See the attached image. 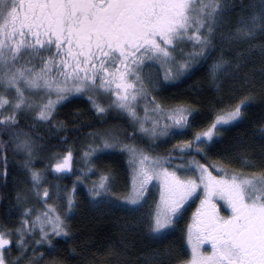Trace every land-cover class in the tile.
Returning <instances> with one entry per match:
<instances>
[{"label": "snow or ice", "instance_id": "6c2138e0", "mask_svg": "<svg viewBox=\"0 0 264 264\" xmlns=\"http://www.w3.org/2000/svg\"><path fill=\"white\" fill-rule=\"evenodd\" d=\"M258 37H264V0H0V134L9 138L0 139V177L8 175L10 148L26 155L23 167L31 185L15 197L18 226L0 225V264H44L45 254L39 251L44 247L53 257L47 264H64L55 256L60 243L56 238H72L66 217L75 207V188L63 195L56 185L51 194L43 187L49 171L70 170L72 149L54 153V165L36 170L33 164L43 151L39 141L44 137L33 125L24 131L22 117L60 133L66 125L56 121L58 108L86 96L99 119L115 112L152 140L186 135L199 110L191 105L162 107L152 91L160 83L195 75L205 65L217 91L226 79L245 80L250 86L251 79L240 74L254 48L264 56V44H252ZM153 67L163 68L162 79L153 77ZM254 99L250 93L217 113L206 130L178 141L167 156L126 143L125 135L137 133L113 127L89 134L92 143L83 159L91 171L99 152L127 154L133 195L119 204L132 212L141 206L148 186L158 182L159 202L147 219V235L154 243H162L189 200L203 194L187 233L191 259L180 264H264V153L258 173L230 172L217 168L215 161L197 159H208L204 146L215 142L220 128L243 121L244 109ZM259 140L264 142V126ZM239 159L244 167L257 168L247 153ZM108 180L102 176L89 190L94 201L108 192ZM28 192L43 210L28 206ZM53 197L64 200L63 215L48 203ZM217 198L226 203L230 216L220 215ZM205 243L211 245L210 252L202 251ZM13 248L18 255H12ZM175 259L164 248L145 256L143 264H171Z\"/></svg>", "mask_w": 264, "mask_h": 264}, {"label": "trees", "instance_id": "16d2710c", "mask_svg": "<svg viewBox=\"0 0 264 264\" xmlns=\"http://www.w3.org/2000/svg\"><path fill=\"white\" fill-rule=\"evenodd\" d=\"M253 2L254 0H245L246 4ZM252 44H264V37H258ZM237 50H240L239 47ZM226 58L231 59V56L226 54ZM208 64L210 65V61ZM262 70H264V56L261 55L259 48H254L250 60L240 74L241 77L251 79L250 86H247L245 80L226 79L222 83L221 90L217 91L205 65L195 75L190 77L186 75L176 83L167 84L158 92L160 103L191 105L199 110L200 115L197 116L193 127L186 130L189 139H192L194 132L207 129L217 113L229 110L250 93L255 96L251 106L244 109L243 121L220 128V135L214 138L215 142L204 146L208 159L197 157L202 163L210 164L215 161L217 165L225 167L228 171L245 173L261 171V154L264 153V142L259 140L260 128L264 126ZM242 85H245L243 91L239 90ZM117 115L113 112L101 120L91 110L86 96H79L72 103L58 108L56 121L66 125V129L60 133L50 131L48 125L37 123L30 117L21 118L24 131L30 130L27 125H33L44 137V140L39 141L44 146L43 151L35 158L33 164L36 170L44 171L53 165L55 159L51 157L54 153L67 152L68 148L73 152L72 168L64 173L49 171L46 176L47 182L43 185L50 194L56 191L53 185L58 186L63 195H67L75 188V207L66 217L72 238L67 240L56 238L60 243L55 256L62 259L64 264H143L145 256H151L155 250L167 248L176 257L171 264L185 261L188 258V251L182 228L186 225V220L179 223V228L170 229L162 243H154L148 238V226L145 223L143 227L139 225L141 222L138 212L127 210L114 199L115 195L130 183L125 162L126 153L102 151L97 153L98 158L94 157L92 161L91 166L102 169L110 175L112 193L109 195H103L94 201L89 191L91 178L86 175H76L79 169L82 172L86 171L87 163L83 159V152L87 150L88 143L92 139L89 134L113 127L123 133H137L132 138L125 135L126 143L135 142L159 155L169 154L170 150L166 151L163 146L147 141L145 135L130 126L128 119L117 118ZM65 137L67 142L63 143L62 138ZM0 139L7 141L9 138L0 134ZM243 153L248 154V158L257 164V168L244 167L239 159ZM6 155L9 162L8 175L6 178L0 177V225L14 228L18 226L20 220L15 205L17 191H28L31 185L23 167L27 159L26 155L22 152L13 153L10 148L6 151ZM28 195L29 207L36 209L43 207L34 195L30 192ZM48 203L54 205L62 215L66 212L63 199L57 200L53 197ZM39 251L45 254L44 264L53 258L48 255L46 247L40 248ZM12 255H18L15 248L12 250ZM22 264H27V261Z\"/></svg>", "mask_w": 264, "mask_h": 264}, {"label": "rangeland", "instance_id": "374dc122", "mask_svg": "<svg viewBox=\"0 0 264 264\" xmlns=\"http://www.w3.org/2000/svg\"><path fill=\"white\" fill-rule=\"evenodd\" d=\"M255 2V0H254ZM210 61V64L212 63V60H209ZM151 72L153 74V77L156 78L157 80H160L162 79L163 77V68H157V67H153L151 69ZM184 77V76H182ZM182 77H180L178 80L176 81H170V82H165V83H160L158 88L154 91H152V95H154L156 97V100L157 102L162 106V107H165V108H170V107H174V106H177V105H166L164 103H160V100H159V96H158V92L163 89L167 84H171V83H176L178 82ZM108 99L107 97H104L103 100H102V103H106L108 102ZM105 103V104H106ZM143 101H141V105H143ZM178 105H182V104H178ZM139 111V114L141 116H143V111H141L140 109H138ZM131 123V122H130ZM148 125H146L147 127ZM138 130V129H137ZM206 130V129H205ZM204 131V130H203ZM143 135V134H142ZM145 138L147 139V141H150L154 144H159L160 146H163L162 148H164V150L166 151H169L173 148V145L176 144L178 141L180 140H186V139H189L186 135H183V136H177L175 138H172L171 136H161L155 140H152L150 137H147L145 136ZM92 143V139L89 141L88 145ZM134 144H136L135 142H133ZM137 146L141 147V148H145L139 144H136ZM87 149V148H86ZM148 149V148H146ZM149 152L153 155H158V156H167V155H159L155 152H153L152 150L148 149ZM105 151H113V150H105ZM66 153V152H64ZM126 159H125V162L127 163V168H128V173H129V177H130V183L129 185L126 187V188H123L120 193H117L114 197V199L116 201L119 202V200H122L124 198H128V197H131L133 195V191H132V181H131V175H130V171H129V166H128V156H125ZM73 155H72V159H71V168L73 166ZM179 162V161H177ZM56 163V160H54V163L53 165ZM222 166L220 165H217V168H221ZM222 168H225V167H222ZM91 171H88V165L86 166V171H85V175L86 176H89L91 178L92 181H90V188L93 187V185H97L99 184V182L101 181V177L102 176H107L109 178L108 180V183L110 185L109 187V190L107 193H104L103 195H109L110 193H112V184H111V179H110V175L108 173H106L104 170L102 169H96L95 166H91ZM76 175H82V171L79 169L76 171ZM231 172V171H230ZM214 175H221V173L219 172H216L214 173ZM77 176V177H78ZM83 176V175H82ZM159 185H158V182L156 181H153L149 186H148V190L146 193H144V197H143V200L141 201V206L138 207V218H139V221L141 222L139 225L143 227V225H147L148 226V223H147V219L149 218V215L151 213H154L156 211V206L159 202ZM102 195V197H103ZM199 197L200 198H196V197H193L191 200H189V202L185 205L184 207V210L182 212V214L176 219L175 221V226L172 228V229H177L180 227V222L183 221V220H186V225L183 226L182 230H184V238H185V243H186V247H187V251H188V258L187 260L185 261H189L191 259V247L190 245L188 244L187 242V233H188V228L192 225L193 223V218H194V214L196 213L197 209L200 207V199L203 198V194L202 193H198ZM215 203L217 204V207L219 208V211H220V214H225V211H227L229 208L227 207L226 203L221 200V199H216L215 200ZM39 210H43V207H41ZM227 214V212H226ZM225 214V215H226ZM145 223V224H144ZM149 228V226H148ZM171 229V230H172ZM208 243H205L203 245V248H202V251L204 252H210L211 251V247H206ZM180 264V262L178 263Z\"/></svg>", "mask_w": 264, "mask_h": 264}, {"label": "flooded vegetation", "instance_id": "af4514ba", "mask_svg": "<svg viewBox=\"0 0 264 264\" xmlns=\"http://www.w3.org/2000/svg\"><path fill=\"white\" fill-rule=\"evenodd\" d=\"M219 209V208H218ZM226 212H227V214H226ZM219 213H220V211H219ZM226 214V215H225ZM225 214L223 215V214H220L221 216H223V217H228V216H230L231 215V210L230 209H228L227 211H225ZM208 247H211V245L210 244H208L207 245Z\"/></svg>", "mask_w": 264, "mask_h": 264}]
</instances>
